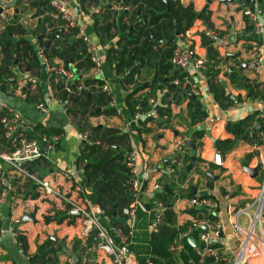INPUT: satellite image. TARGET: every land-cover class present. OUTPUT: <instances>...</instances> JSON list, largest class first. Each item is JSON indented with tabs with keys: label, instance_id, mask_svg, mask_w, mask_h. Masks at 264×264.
<instances>
[{
	"label": "crops",
	"instance_id": "obj_1",
	"mask_svg": "<svg viewBox=\"0 0 264 264\" xmlns=\"http://www.w3.org/2000/svg\"><path fill=\"white\" fill-rule=\"evenodd\" d=\"M31 1L0 0V4L5 8V16L0 15V32L5 24L20 22L23 28L26 29L25 37L31 40L36 47L39 45V35L34 32V29H37L38 19L42 14H33L37 10V6L32 5ZM65 1L71 10L84 12L82 26L89 34L90 32L96 34L98 42L95 44L105 43L108 46L111 40L106 37L102 38L97 34L98 30L94 28V21L98 19V24H101L109 19L107 14L110 13V10L117 11L114 15L117 18L120 15L118 10L125 8L127 5L114 0ZM181 1L184 3L192 1L196 10L209 12L211 26L209 27L202 18H196L184 33L176 34L174 39L176 44L183 45L186 40L191 39L196 50L206 58V51L211 45L205 46L201 42V37L204 34L213 36V45L217 48L220 56L218 63L215 65L220 69L218 77L229 88V93H240L242 95L241 101L232 103L226 108L221 107L208 89L205 72L203 74L192 73V77L198 82L202 90L199 100L206 110L207 116L193 125L188 124L187 100H182L170 103L171 115L168 122L167 118L157 116L153 110L151 113H154L155 117L145 120L143 113L139 116L130 114L124 103L129 87L123 83L121 75L115 73L109 63L106 64V67L102 63L97 74L93 73L91 67L81 70L85 78L100 77L109 81L110 76L117 75L119 77V82L115 83V86L118 87V92L121 94V105H119V98L115 92L114 94L121 112L110 115L101 113L90 116L89 119L91 122L95 119L94 121L99 125L114 124L129 132L132 148L136 152V171L142 181H145V187L140 197L141 203L138 200L132 215L126 219L131 229L128 244V257L131 264H150L149 236L153 227L152 215L158 209L153 204V194L158 190L154 188L155 183L162 186L167 184L170 192L176 195L172 200V209L176 214L177 224L194 223L196 215L204 214L205 207L193 206L190 203V198H192L190 195L200 196L193 193V187H196L198 191L206 190L204 194H208L207 197L214 199L216 202V206L211 212H214L217 216L214 220L220 223L219 236H212L210 243L218 242L220 247L219 250L215 248L216 251H221L220 256L226 261L231 259L239 242V235L233 226L234 211L239 207L248 206V211L253 212L257 190L262 178L259 177V172L264 169V165H260L258 174L252 176L244 168L245 166L253 167L264 159V141L262 143H252L240 140L229 151L220 153L222 157L221 164L213 161V154L217 151L213 145L214 138L230 136V133L225 129V122L228 118L236 119L246 112L259 110L258 114L264 120V98L246 96L245 90L237 89L229 82L227 76V72L235 68L244 76L252 80H258L259 87L264 93V31L263 33L254 32L253 26L251 29H246V25L250 22L243 14V7L248 3L244 4L238 0L228 1L227 3L213 0L203 9L206 0ZM261 2L264 3L263 0ZM254 3H258V1L256 0ZM125 9H129V7L127 6ZM110 16L113 17L112 12ZM14 19L15 21H13ZM261 19L264 24L262 15ZM113 31L112 28L111 32ZM106 46L102 49L104 57ZM53 61L58 62L60 59L55 56ZM103 61H106V59L102 58ZM20 64L12 66V69L17 70L18 73L15 74L16 78L11 85H8L5 90L0 89V100L15 106L31 122H39L45 127L59 128L63 133L57 146L48 152L47 166L38 167L36 171L52 179L60 188H63V185L66 186L67 182L56 175L55 169L60 167L73 171L81 180L83 191L85 190L89 195L88 197L85 194V197L90 201L93 210H96L99 206L92 203L90 197H93V194L87 187H84L82 168L76 163V157L80 151V141L73 115L56 104H51L45 112L38 111L35 107L36 101L46 98V74L42 68L39 70L36 67H30L28 62L22 64V67ZM156 70L157 64L154 62L152 65L143 68L138 76L142 81L144 79L150 80ZM168 73L171 74L172 70ZM110 86L114 91L113 83H110ZM158 118H164V120L158 121ZM195 128L204 129L202 137L193 140L196 144L195 149H192L188 144L182 145L185 137L192 139L191 133ZM258 134L264 138L263 129L259 130ZM179 144L181 148H179ZM75 152L76 154H74ZM184 154L190 155V158L191 155L195 156L190 171L185 167L190 159L185 160ZM172 156L178 158L180 162L171 164L169 169H160L159 165L162 162L166 165L170 164ZM183 167L186 169L185 173H182ZM197 169H200V171ZM208 171H211L214 175H219V177L213 179L207 174ZM17 183L21 186L18 181ZM170 183L172 184L170 185ZM32 204L30 214H34V219L31 220L23 219V215L22 220L15 223L11 220V216L19 214V210L14 211L13 214L1 212V228L4 231H0V264H30L29 255L36 251L38 244L48 238H51L54 241L53 245L58 247L56 250V264H68L69 260H72V264H112L110 257L97 248L96 234L94 237L95 242L88 244L86 238L91 230L86 235L80 233L82 221L79 214L78 218H73V222L68 221L70 218H64L61 222L55 220L45 222L43 215L47 213L50 203L47 200L34 197ZM195 211H197L196 214H194ZM93 213L100 225L105 226L112 233L114 232L116 226L104 215L101 209L100 211H93ZM240 218H243V221ZM237 219L241 224L247 225L248 219L244 213L239 214ZM95 227L93 229H96ZM11 228H15L18 233L26 238V252L22 250L16 236L14 237L11 234L9 230ZM210 231L213 230L210 229ZM182 245V241L177 236L176 248L180 249ZM197 249L199 250V248ZM180 264L183 263L180 262Z\"/></svg>",
	"mask_w": 264,
	"mask_h": 264
},
{
	"label": "trees",
	"instance_id": "obj_2",
	"mask_svg": "<svg viewBox=\"0 0 264 264\" xmlns=\"http://www.w3.org/2000/svg\"><path fill=\"white\" fill-rule=\"evenodd\" d=\"M114 1L122 2L129 9H119L120 15L117 18L114 17L117 11L110 10V13L107 14L109 19L101 24H98V19L94 21V28L98 30L97 34L102 38L106 37L111 40L105 49V59L112 66L115 73L121 75V80L126 85L134 81L143 68L152 65L154 62L157 64L156 73L150 80L144 79L129 88L124 103L130 114H134L135 104L138 103L141 105L145 120L154 118L155 113L159 117L167 118L168 122L171 115L170 103L187 100L188 124L193 125L202 121L207 116V112L202 107L199 96L192 97L186 94L187 89L183 88L180 83L186 72L175 68L170 60L176 42L174 40V42L169 43L165 40L175 39L176 29L179 33H184L196 18H202L210 27L209 12L196 10L192 1L188 3L181 0ZM30 3L37 6V10L33 14H42L38 19L37 29H34V32L39 35V45L43 46L50 62H53V57L57 56L66 67L73 64L77 72L90 68L92 61L77 27L67 24L68 32H64V26L60 20L57 21L58 26H53L54 19L48 13H45V11L51 10L49 0H32ZM253 5L252 3L246 4L250 7H253ZM111 12L113 17L110 16ZM46 25L51 26L48 31H46ZM112 28L114 29L113 32H111ZM249 28H252L250 23L246 25V29ZM25 33L26 29L23 28L20 22L7 23L0 32L1 90H5L8 85L12 84V79H9L11 76L16 78L12 66L19 65L23 61L24 63L28 62L30 67H36L39 70L41 68L40 60L36 54V47L31 40L25 37ZM15 34L17 35L15 36ZM14 37H17L15 41H13ZM64 38H67V40ZM154 39H162L163 43L153 42ZM201 42L205 46L211 45L206 51L207 68L204 72L207 77L208 89L214 99L223 108L241 101L242 95L240 93H229V88L218 77L220 69L215 65L218 63L220 56L217 48L213 45L214 37L204 34L201 37ZM170 70H172L171 74L168 73ZM227 76L229 82L237 89L245 90L246 96L264 98L258 80H252L244 76L235 68L228 71ZM175 77H178L180 82L173 85L172 79ZM75 80L90 85L92 83L93 86L90 89H83L68 96L59 82L55 84V88L60 96L67 98V100L70 99L67 110L75 118L76 126L81 130L86 129L89 131L88 140L82 141V147L76 157V163L82 168L84 187L92 192L93 197H90L92 203L100 207L114 226L122 228L127 233L130 228L129 224L126 221L117 220L116 216L127 219V215L123 213V208L132 201L130 187L132 173L125 160L126 153L132 150L130 134L114 124L99 125L91 123L90 116L101 113L106 115L115 113V109L107 105L108 98L106 94L98 87L103 82L102 78L77 76ZM164 88L165 91H163ZM151 96L156 98L155 104L149 101ZM152 110L153 114L151 113ZM4 111V108H0V118ZM258 113L259 110H253L236 119L228 118L225 122V129L230 133V136L214 138L213 145L215 149L220 153H225L240 140L262 143L264 138L260 137L258 131L262 129L261 126H264V120ZM33 130L34 133L60 131L59 128L45 127L39 122L33 123ZM203 133L204 129L195 128L191 133L192 140L200 139ZM0 143L2 146H10V141L4 135L1 122ZM184 159L189 160L190 155L184 154ZM47 164L46 158H33L28 161L31 170L46 167ZM197 170L200 171V169ZM183 172H186L184 167ZM263 174L264 171L262 170L261 176ZM27 189L31 192L32 197L38 195L37 192H33L30 184L27 185ZM62 189H65L68 195L74 193L72 186L69 188L63 186ZM83 193V195L86 194L89 197L85 190ZM175 196L173 192H170V188L156 190L153 194V204L155 205L156 201H161L163 207L159 212L161 220L156 221L155 215H152L153 227L149 236L150 264H180V262L183 264H227L222 256L217 257L214 261L201 260L199 250L189 244L187 236L181 240L183 243L182 248H171V245L177 241L178 234L185 231L189 226L192 228L189 234L193 237L198 238L199 233L203 231L201 227H195L193 222L177 224L176 214L172 209V200ZM190 196L207 197L209 195L191 194ZM75 197L80 200L82 194L77 193ZM41 199L50 203L47 213L43 215L45 222L52 220L61 222L64 218H70L68 221L73 222V218L79 216L78 214H72L62 200L54 198ZM204 210V214H198L195 218L208 217L209 220L217 218L214 212H208L206 208ZM113 211L116 212L115 215ZM1 225L2 221L0 219V228ZM96 233L97 229H92L88 234L86 238L88 244L95 242ZM16 239L20 242L22 250L26 252V238L18 233ZM53 242L51 238H48L38 244L36 251L29 255L30 264H56V250L58 247H55ZM209 245L219 250L220 244L218 242H212ZM107 256L110 259L112 258L110 255Z\"/></svg>",
	"mask_w": 264,
	"mask_h": 264
},
{
	"label": "built area",
	"instance_id": "obj_3",
	"mask_svg": "<svg viewBox=\"0 0 264 264\" xmlns=\"http://www.w3.org/2000/svg\"><path fill=\"white\" fill-rule=\"evenodd\" d=\"M51 10L45 11L54 19V25L58 26V20L62 21L63 31H67V24H71L77 27L79 35L86 45V49L89 53L90 60L92 61L91 70L94 74H97L102 65L101 50L106 46L103 44H95L89 33L82 26V18L84 16L83 11H73L69 8L65 0H49ZM0 15L5 16V8L0 4ZM127 8V6H125ZM243 14L247 17L249 22L253 26L254 32L263 33L264 24L259 13L257 3H254L253 7L244 6ZM51 26L46 25V31ZM36 54L40 60L41 68L45 72V89L46 98L38 100L35 103V107L38 111H47L51 104L59 105L67 110L70 105V99L64 98L57 93L55 88L56 83L61 84V88L66 92L67 96L71 93L79 92L83 89H90L93 84H86L84 82L76 81V77L83 76L81 71H76L73 64L66 67L62 61L50 62L46 55L43 46H36ZM170 60L175 68L186 72L180 82L178 77L172 79L174 85L181 83V86L187 89V92L200 96L202 90L200 89L198 82L192 77V73L203 74L207 68V59L201 55L196 47L193 45L192 40H186L183 45H177L174 47ZM13 73L16 74L17 70L13 69ZM15 80L12 76L9 78ZM103 82L98 85L101 88L107 98V105L115 109V113L119 114L121 108L118 105V101L110 86V82L106 78H102ZM142 79L136 76V79L128 83V87L132 88L135 83L141 82ZM96 85V84H94ZM166 89L164 88L163 91ZM149 101L152 104L156 103V98L149 97ZM0 108H4V113L0 118V122L4 129V135L10 141V146L0 147V206H7L9 212L13 214L14 211L19 210V214L12 215L11 220L18 223L22 220L23 215L30 214L32 210L31 192L28 191L27 185L32 186L33 192H37L39 198H54L56 200H62L68 205L69 210H80L82 221V227L80 233L86 235L95 226L97 229L96 235L100 237V241H97V248L107 255H110L112 264H131L128 257V236L131 234V229L125 233L120 227H116L112 233L105 226L100 225L97 219L94 217L92 206L90 201L83 195V187L81 180L71 170L57 167L55 173L57 176L62 177L66 182V188L73 187L72 194L68 195L65 189L59 187L57 183L47 176L41 175L36 170H31L28 165V161L33 158H46L48 159V152L54 149L62 138V131L54 132H36L33 130V122H31L22 112L12 104L6 101L0 100ZM68 111V110H67ZM142 114L141 105L135 104L134 116ZM97 122H93L96 124ZM98 124V123H97ZM76 125V124H75ZM78 139L80 141V149L82 147V141L88 140L89 131L81 130L76 126ZM185 141H182V145H186ZM185 142V143H184ZM184 145V146H185ZM179 148L180 144H179ZM79 154V153H78ZM126 165L130 168L132 173V179L130 182L132 201L130 204L123 208V213L127 215V219L132 215L134 206L138 202L139 195L141 193L142 179L139 177L136 167V152L132 148L126 153ZM213 161L217 164H221L222 157L219 151L214 152ZM180 160L174 156L171 157L170 164L162 162L159 166L160 169H169L171 164L179 163ZM261 165H264V159L260 160ZM17 181L21 184L18 185ZM64 186V185H63ZM154 188L161 190L163 186L159 183L154 184ZM81 193L82 198L79 200L75 197V194ZM190 203L193 206L205 207L208 212L216 206L214 199L209 197H192ZM253 212L248 211V206H242L234 211L233 226L239 235V242L234 255L231 259L227 260V264H264V179L259 188L258 194H256L254 202ZM155 206L158 208L154 212L156 221L161 220L160 209L163 207L161 201H156ZM1 210V209H0ZM0 211V215H1ZM241 213L247 215V225L241 224L237 216ZM195 227L204 226L207 230L199 233L198 239L205 242V247L200 249V259L203 260L206 256L215 254L217 251L211 247L210 238L212 236H219L220 223L216 220H209L208 217L197 218L194 222ZM212 229L213 231H210ZM11 234L15 237L18 231L15 228L9 229ZM192 230L189 226L185 231L178 234V239L182 240L184 237L191 236L189 233ZM0 231H4L0 228ZM177 241L171 245V248H176ZM68 264H72V260H69Z\"/></svg>",
	"mask_w": 264,
	"mask_h": 264
},
{
	"label": "water",
	"instance_id": "obj_4",
	"mask_svg": "<svg viewBox=\"0 0 264 264\" xmlns=\"http://www.w3.org/2000/svg\"><path fill=\"white\" fill-rule=\"evenodd\" d=\"M211 1H213V0H206V3H205V5H204V7H203V9H205L207 6H208V4L211 2ZM219 1H222V2H225V3H227L228 1H233V0H219ZM238 1H240V2H243L244 4H246V3H252V4H254V2L256 1V0H238ZM258 1V3H257V5H258V8H259V13L264 17V3L263 2H261L262 0H257ZM264 1V0H263ZM0 11H1V7H0ZM179 32H178V30L176 29V34H178ZM65 40H67V38H64ZM16 40V37H14L13 38V41H15ZM153 42H157V43H159V44H161V43H163L162 42V39H154L153 40ZM165 42H169V43H172V42H174V38H170V39H167V40H165ZM245 65H247L246 63H245ZM241 67V66H240ZM127 71V70H126ZM174 85V84H173ZM188 96H192V97H195V94H193V93H191V92H187L186 93ZM142 97V95L140 96V98ZM161 120H164V118H158V121H161ZM261 128L264 130V126H261ZM186 144H188L189 146H191V148L192 149H195V147H196V144H195V142L191 139V138H187L186 139ZM194 161H195V156L194 155H191V158H190V160H189V162H187L186 163V165H185V167H186V169L187 170H190L191 168H192V166H193V164H194ZM184 162V161H183ZM261 165V162L259 161L255 166H253V167H249V166H245L244 168L252 175V176H255V175H257L258 174V167ZM85 166V165H84ZM207 174L209 175V176H211L213 179H217L218 177H219V175H214L211 171H208L207 172ZM144 187H145V181H142V184H141V193H142V191L144 190ZM163 188L164 189H168V185L167 184H165L164 186H163ZM141 193H140V195H139V199L138 200H140V197H141ZM193 193H197V194H199V195H202V194H204V193H206V190H197V188L196 187H193ZM140 203H141V200H140ZM67 207H68V205H66ZM148 206V205H147ZM1 211L4 213V214H7L8 212H9V208L7 207V206H5V205H3V206H1ZM70 212L72 213V214H80L81 213V211L80 210H70ZM113 214L115 215L116 214V212L115 211H113ZM116 218H117V220H119V221H121V222H125L126 221V218H124V217H119V216H116ZM23 219H34V214L32 213V214H25L24 215V217H23ZM202 229H204V230H207V227L206 226H204ZM96 240L99 242L100 241V237H96ZM187 240H188V242H189V244L191 245V246H193V247H197V248H200V249H202V248H204L205 247V242L204 241H200L198 238H196V237H193V236H188L187 237ZM221 255V251H217L215 254H211V255H209V256H206L205 258H204V260L205 261H214L215 259H216V257H219Z\"/></svg>",
	"mask_w": 264,
	"mask_h": 264
},
{
	"label": "rangeland",
	"instance_id": "obj_5",
	"mask_svg": "<svg viewBox=\"0 0 264 264\" xmlns=\"http://www.w3.org/2000/svg\"><path fill=\"white\" fill-rule=\"evenodd\" d=\"M81 23H82V25H83V19H82V21H81ZM90 37L92 38V40H93V42H95V43H97L98 41V37L96 36V34L94 33H91L90 32ZM101 58H103L104 60H105V57H104V53L102 52V50H101ZM103 63V65H104V67H106V64H108V61L106 60V61H103L102 62ZM22 64H24V63H21L20 65H21V67H22ZM22 69V68H21ZM17 73H18V71H17ZM16 73V74H17ZM109 82L110 83H113V89H114V92H115V94H116V96L119 98V105H121L122 104V100H121V94L118 92V87H116L115 86V83H117V82H119V77L117 76V75H115V76H110L109 78ZM27 84V83H26ZM29 90V89H28ZM123 99V98H122ZM9 103V102H8ZM10 104V103H9ZM97 119V118H96ZM74 120H75V118H74ZM95 119H93V122H95L94 121ZM93 122H91L92 124H93ZM0 147H3L4 148V146H2V144L0 143ZM74 154H76V152L74 153ZM263 171H264V169H263ZM259 177H262L261 178V180H260V183H259V188H260V186L262 185V183H263V179H264V174H263V176H261V171L259 172ZM258 191H259V189L257 190V194H258ZM263 210H264V207H263ZM243 218H240V220H242ZM243 221V220H242Z\"/></svg>",
	"mask_w": 264,
	"mask_h": 264
}]
</instances>
